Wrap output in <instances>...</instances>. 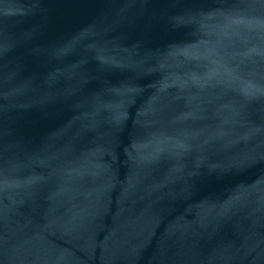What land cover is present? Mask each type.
I'll return each mask as SVG.
<instances>
[{"label": "water", "instance_id": "1", "mask_svg": "<svg viewBox=\"0 0 264 264\" xmlns=\"http://www.w3.org/2000/svg\"><path fill=\"white\" fill-rule=\"evenodd\" d=\"M0 264H264V0H0Z\"/></svg>", "mask_w": 264, "mask_h": 264}]
</instances>
